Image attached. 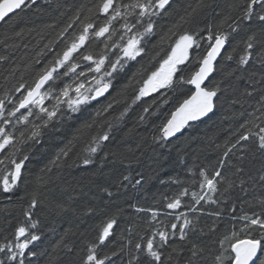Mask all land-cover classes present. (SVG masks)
I'll list each match as a JSON object with an SVG mask.
<instances>
[{
	"label": "snow or ice",
	"instance_id": "1",
	"mask_svg": "<svg viewBox=\"0 0 264 264\" xmlns=\"http://www.w3.org/2000/svg\"><path fill=\"white\" fill-rule=\"evenodd\" d=\"M41 8L39 0H0V21ZM206 9L220 19L217 24L206 22L200 27L197 18ZM174 13L176 21L166 33L170 50L159 60L153 57L154 66H141L142 79L137 81L139 87L132 101L135 104L156 93L157 99L143 109L149 113L153 106L160 110L179 97L174 110L153 126V144L166 147L183 130L214 114L225 93L230 89L236 92L230 83L233 79L243 85L241 96L259 97L256 106L251 112H241L240 116L246 117L243 122L230 130L223 145H216L220 154L215 161L193 165L195 172L188 169L198 179L182 187L188 182L169 177L168 182L179 191L162 194L159 199L154 197L157 207L129 204L137 213L150 214L142 230L135 223L128 224L120 231L119 241H114L123 209L108 214L105 208H88V213L99 212L105 217L96 235L79 248L63 243V237L53 246L55 250L62 245L73 253L74 264H204L206 248L201 238L206 233L200 227L202 215L213 218L208 228L212 233L219 231L225 215L228 218L227 230L213 241L218 251L211 264H264V0H231L226 10L219 12L206 0L189 3L182 11L177 0H96L91 8L78 9L71 22L58 32L60 43L52 41L51 47L46 45L51 59L38 68L32 67L30 82L21 77L0 96V195L11 202L19 186L26 183L24 170L33 146L41 143L43 129L58 117L60 122L65 117L71 119L72 113L105 97L131 66L130 62L139 64L147 56L148 45L157 35L158 22ZM227 62H233L234 67L219 80H213L212 74L223 71ZM189 66L194 70L185 76ZM136 75L133 72L123 87H128ZM239 103L232 100L233 105ZM111 108L108 103L104 111ZM130 108L131 105L125 108L120 118ZM96 115H100L99 110ZM139 121L144 123L145 116L141 115ZM112 130L109 123L107 130L93 136L83 155L69 166L83 168L85 174L81 179L91 182L98 173L103 175L105 168L114 174L115 166L126 161L130 166L127 156L105 150L114 139ZM29 142L31 146L24 152ZM71 151L70 147L58 150L50 163L69 157ZM88 168L93 171L88 172ZM136 175L139 178L119 173L115 181L117 190L130 184L141 185L144 176ZM36 181V187L28 194L23 219L0 239V264H41L42 258L51 257L41 247L44 233L37 214V209L44 205L40 189L46 188L48 181L43 176L36 177ZM197 185L199 190H195ZM110 187L101 189L109 198L113 196ZM237 188L241 195L233 198L231 193ZM256 189L258 194L253 191ZM206 206L215 209L209 211ZM55 208L64 211L66 203L56 202ZM110 243L112 250L106 251Z\"/></svg>",
	"mask_w": 264,
	"mask_h": 264
},
{
	"label": "trees",
	"instance_id": "2",
	"mask_svg": "<svg viewBox=\"0 0 264 264\" xmlns=\"http://www.w3.org/2000/svg\"><path fill=\"white\" fill-rule=\"evenodd\" d=\"M195 2L196 0H177L180 11L185 5ZM230 2L231 0H206V3L213 5L216 12L226 10ZM95 3L96 0H39L41 10L32 9L1 21L0 57L4 59H0V96H3L7 89L12 88L21 77L30 82L32 67L38 68L47 59H51L46 45L51 47L52 41L59 44L58 32L71 22L77 10L82 7L91 8ZM176 18L177 15L174 13L158 22L157 35L148 45L147 56L140 60L139 64L130 62L131 66L117 78L114 82L115 87L110 89L105 97L92 102L81 112L72 113L71 119L65 117L63 122H60L58 117L48 128L43 129L41 143L33 146L31 159L24 170L26 183L19 186L11 202L0 195V239L10 232L19 220L23 219L22 213L28 204V194L37 185L36 177L43 176L48 184L46 188L40 189L43 193L44 205L37 209V214L42 222L41 230L44 233L41 247L46 248L51 253V257L42 258L41 264H48L49 260L51 264H74L73 253H69L62 245L55 250L53 246L63 237V243L79 248L84 241L91 240L96 235V229L103 223L105 217L99 212L88 213V208H105L108 214L114 213L118 208L123 209L119 216V226L116 228L117 235L112 238L118 242L120 231L128 224L135 223L139 225L138 230H142L150 217V214L137 213L129 207V204L135 203L144 208L157 207L153 203L154 197L159 199L162 194L172 195L179 191L175 184L168 182L169 177H178L181 181L188 182L181 185L187 187L192 180L198 179L188 172L189 168L195 172L193 165H203L218 158L220 150L216 148V145H223L230 130H234L246 118L241 117L240 113L251 112L259 98L258 96L253 98L241 96L243 85L237 84L235 79L230 83L236 88V92L233 93L231 89L227 91L214 114L196 122L192 128L183 130L176 139H171L166 147L153 144L152 137L155 134L153 126L160 124L162 119L174 110L179 97H174L171 103L162 105L160 110L153 106L149 113H144L143 109L151 105L153 99H157L156 93L141 98L135 104L132 102L139 87L137 81L142 79L141 66L144 68L154 66L156 60L161 59L170 50L166 33L175 23ZM197 19L199 26L203 27L206 22L217 24L220 18L215 16L211 9H206ZM18 32L20 35H16ZM162 36L163 40H161ZM153 57H156V60H153ZM37 61L41 63L36 64ZM232 67L234 63L227 62L223 65V71L212 74V79L219 80L223 73ZM193 70L194 68L189 66L185 69L184 75L187 76ZM133 72H137V75L128 87H123L129 83L128 78ZM233 99L239 100L240 103L233 105ZM108 103L112 104V108L105 112L104 106ZM129 105L131 108L128 113L120 118L121 112ZM97 110L100 111L99 116L96 115ZM141 115L145 116L144 123L139 121ZM109 123L113 125L114 139L106 144L105 150L127 156L131 164L129 166L127 161L123 165L117 164L114 174H110L109 169L105 168L103 175L98 173L91 182L88 179H81V176L85 174L83 168L78 170L69 166L77 161L79 155H83L84 148L93 136L107 130ZM29 146L31 142L24 146V152L28 151ZM65 147L72 149L70 156L61 157L55 164L50 163L55 160L58 150ZM45 166L51 168V171H47ZM256 167H259L258 163ZM42 169H44L43 172ZM91 171L93 169L88 168V172ZM119 173L124 175L131 173L135 178H139L136 174L140 173L144 176V181L136 187L130 184L127 188H120L118 191L115 181ZM134 182L133 180V184ZM108 185H112L109 189L113 193L111 198L101 190ZM195 190H199L198 185ZM253 191L258 194V189ZM231 194L233 198L241 195L238 188ZM69 197H72L70 201ZM56 202H65L66 210H57ZM206 209L211 211L215 209V206L211 209L206 206ZM227 219L225 215L224 223L219 231L212 233L208 231V228L213 218L207 215L201 216L200 227H203L206 233L201 238L206 248L204 264H211L213 256L218 251V245L213 241L218 240L227 230ZM105 250H112V244L110 243Z\"/></svg>",
	"mask_w": 264,
	"mask_h": 264
},
{
	"label": "water",
	"instance_id": "3",
	"mask_svg": "<svg viewBox=\"0 0 264 264\" xmlns=\"http://www.w3.org/2000/svg\"><path fill=\"white\" fill-rule=\"evenodd\" d=\"M105 95H106V94H105ZM101 98H102V97H101ZM99 99H100V98H98V100H99ZM202 119H204V118H202ZM178 135H179V134H178ZM178 135H177V136H178Z\"/></svg>",
	"mask_w": 264,
	"mask_h": 264
},
{
	"label": "flooded vegetation",
	"instance_id": "4",
	"mask_svg": "<svg viewBox=\"0 0 264 264\" xmlns=\"http://www.w3.org/2000/svg\"><path fill=\"white\" fill-rule=\"evenodd\" d=\"M1 22V21H0Z\"/></svg>",
	"mask_w": 264,
	"mask_h": 264
}]
</instances>
